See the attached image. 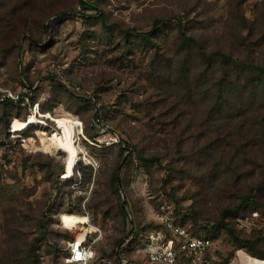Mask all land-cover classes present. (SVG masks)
Returning <instances> with one entry per match:
<instances>
[{
    "label": "rangeland",
    "instance_id": "374dc122",
    "mask_svg": "<svg viewBox=\"0 0 264 264\" xmlns=\"http://www.w3.org/2000/svg\"><path fill=\"white\" fill-rule=\"evenodd\" d=\"M89 1L102 9L104 22L93 17L94 12L81 10L79 0H0V21L3 13L8 15L16 31L31 21L37 25L36 34H41L43 25L50 29L44 49L29 45V32L18 38L13 28L0 30V98L3 91L22 93L37 81L32 103L40 104L36 116L42 120L33 117L23 122L30 116L27 109L0 102V264H35L29 252L35 240L39 242V264H66L67 235L79 236L84 228L94 232L96 253L102 258L98 264L108 260L115 264L107 253L122 246L121 253L135 227L122 244H116L124 225L121 209L149 237L161 225L163 215L171 214L177 224L184 219L214 227L223 210L242 202L235 190L215 193V184L210 185L214 174L210 171L217 159L213 158L217 148L211 135L168 132L170 123L181 120L180 109L188 111L189 96L180 100L178 92L195 58L180 42L177 20H182L185 35H195L208 50L221 47L238 62L262 65L264 0ZM36 8V14L41 10L48 13L47 18H36L31 12ZM162 19L173 21L154 30V22ZM38 41L42 43L43 35ZM52 63L67 65L70 75L89 93L87 100L73 90L52 86L46 70ZM90 97L96 99L95 106ZM238 100L240 139L251 142L258 136L255 131L264 114L250 97L238 95ZM183 101L187 103L182 105ZM207 105L189 110L193 113L187 120L202 121L207 107L211 109ZM169 106L167 113L164 108ZM97 109L102 113L99 125L93 122ZM68 115L84 123L83 135H78V164L89 167L75 169V181L59 188L55 181L61 163L65 162L63 174L68 177L64 179H73L66 162L69 141L64 133L61 136L58 125ZM44 122L50 125L45 129L47 135L39 131L46 126ZM12 124L16 133L33 128L15 137L10 133ZM245 124L253 127L254 135H243ZM114 135L121 143L133 144L132 161H121L118 148L105 149V141ZM228 136L222 138L226 144L232 141ZM22 138H30L35 148L24 150ZM8 144H18L12 157L5 154ZM119 162L122 170L116 187L112 177ZM79 208L87 216L69 213ZM244 213L241 210V216ZM257 232L261 233L236 234L253 240L264 251V231ZM214 240L223 261L241 249L224 231ZM133 254L140 264H148L140 251Z\"/></svg>",
    "mask_w": 264,
    "mask_h": 264
},
{
    "label": "trees",
    "instance_id": "16d2710c",
    "mask_svg": "<svg viewBox=\"0 0 264 264\" xmlns=\"http://www.w3.org/2000/svg\"><path fill=\"white\" fill-rule=\"evenodd\" d=\"M79 7L81 10L87 12H94L96 18H99L100 21H105V16L103 14L102 9H100L97 5L91 3L89 0H79ZM38 8L32 10L31 12L35 14L36 18L45 17L47 18L48 13H42L40 10L37 14L35 13ZM65 15V12L63 13ZM82 17V16H81ZM92 17V18H93ZM83 18L85 17L83 15ZM175 19V18H174ZM5 20V22L3 21ZM172 19H162L157 20L154 22V30L159 28V26L164 22H171ZM178 27H179V39L182 45L192 54L195 56L192 59L193 70L189 72L187 71V76L185 81H181L182 87L179 89L178 98L180 100H185V96L188 95L189 105H187V112L184 111L182 113L181 120L175 121L176 124L170 123L168 127V132L170 135H183L185 132L189 131L191 135H211L213 139V145L216 146L217 151L214 152L213 158H217L214 166H212V171L214 174L210 178H212V184L214 185L215 193L221 190L224 192H231L235 190L236 194H241L240 197H243L242 202L236 206L235 208H229L222 211L220 220L216 221L214 227H205L200 226L197 224L196 221L192 220L189 222H184V219L178 223L179 226L188 229L193 233L194 236L200 237H207L210 239H218L221 235L222 231L227 233L228 236L234 239V241L240 246L241 249H244L249 254L254 257L264 259V251L256 247V243L250 239H240L237 237V231L251 234V233H258L261 232L257 231H264V226H257L246 232L244 228H242L238 223V217H242L241 219H246L251 217L252 212H261L264 215V115L259 120V130L255 131V135H258L254 138L253 141L243 142L240 137L242 136L241 133V126L239 122L240 114L237 113L238 105L240 104L238 100V95H242L243 97H250V99L256 104H260V110L264 114V64H253V63H241L235 60L230 54L224 51L221 47L215 48L214 50H208L202 41L197 38L195 35L188 34L185 35L184 25L181 19L177 20ZM36 26L35 23L31 21V24L21 25L19 30H15V25L11 23L10 19H8V15L2 14V18L0 21V30L3 32L7 28H13L15 31V37L20 36L22 33L29 32L31 34L30 39L28 38L27 41L29 42L30 46H37L48 48V26L40 27L42 29L41 34H36ZM4 33L3 35H6ZM43 35V41L39 44V39ZM150 36V35H149ZM242 38V37H241ZM40 45V46H38ZM195 62V66H194ZM50 68L47 66V69ZM30 69V67H28ZM32 69V68H31ZM27 70V69H26ZM197 70H200L199 74ZM32 72V71H30ZM234 72H237L235 74ZM234 75V76H233ZM233 76V77H232ZM66 80L69 83L71 91L75 92V89H80L81 99L87 100V94L84 87L70 75L69 69L66 74ZM186 84L189 86L184 87ZM38 82H31L29 85L31 88H34ZM52 86L55 88H61L68 91V88L63 86L62 84L58 83L55 80H52ZM190 85L192 87H190ZM38 88V86H37ZM36 88V90H37ZM23 87H21V90ZM35 90V91H36ZM21 92V91H20ZM232 94V95H231ZM75 95V94H74ZM77 96V95H76ZM83 96V97H82ZM40 100V99H39ZM90 100L96 105L95 98H91ZM43 103L47 101V99L42 100ZM81 101V100H80ZM230 102L231 105L228 107L226 106L227 103ZM182 105L186 104L187 101L181 102ZM206 103V104H205ZM210 104V110H205L206 117L203 118L202 121H188V116H191L193 112L189 110H197L201 105ZM225 104V105H224ZM15 106L22 111H27L18 105H14L12 103L7 104ZM234 105V106H232ZM208 106V105H207ZM170 108H164V111H168ZM180 108V105H179ZM229 111V114H226V111ZM98 112L95 114L96 119L102 121V113L101 109H97ZM27 115V114H26ZM28 116H25L24 120H26ZM103 122V121H102ZM83 123V122H82ZM84 126V123H83ZM244 134L243 135H254L253 127L245 124ZM31 129V128H30ZM85 129V128H84ZM26 130V132H28ZM85 133V130H84ZM228 136L227 140H232L230 143L226 144V141L222 140ZM206 137V136H204ZM207 138V137H206ZM243 138V136H242ZM223 141V142H222ZM100 142V141H99ZM102 142V141H101ZM135 143V142H134ZM136 144V143H135ZM18 144H8L4 145L6 155L12 157L13 154L16 152V147ZM20 145V144H19ZM133 144L131 143H120L115 144L105 149L111 148H118L119 149V159L121 161L124 159L125 164L132 161L133 159ZM21 148V147H20ZM134 148V147H133ZM102 149V150H105ZM22 153H25L24 150L21 148ZM126 153H128L127 156ZM226 156H229V160L225 159ZM211 158V157H210ZM207 162H210V159ZM228 160V163H226ZM152 161L158 162L155 158ZM208 164V163H207ZM121 162L117 164L115 167V172L112 177L113 184L118 185V173L121 172ZM88 168V165H84V163H79L76 166V169L80 168ZM209 168V167H208ZM250 168V169H248ZM208 171V169H207ZM65 173V162L61 163V170L56 177V186L60 188L62 185L70 184L75 181L76 176L73 179L65 180L62 179V175ZM206 177L208 173H205ZM87 183V182H85ZM221 184L218 185L217 184ZM71 191V190H70ZM72 193V191H71ZM243 193V194H242ZM83 200V199H82ZM241 210L246 211L247 213L245 216H241ZM121 220L123 221V227L121 229V236L117 239V245L122 244L123 239H125L131 228L134 227V232L132 235L129 236L130 242L125 245L122 249V252L118 254V251L112 249L107 253L108 257H113L115 260V264H121L122 255H124L128 260L134 261L136 264H140L137 259L132 258L131 255L136 252L140 251L145 242L147 241V235L142 233L141 229L139 230L138 227L131 222L123 209H121ZM175 212V211H174ZM71 214H77L82 216H87L86 213L79 208L78 211H70ZM61 216V215H60ZM60 216L57 220L60 223ZM162 214L159 215L161 217ZM174 216V215H173ZM175 219V218H174ZM177 223V221H175ZM61 224V223H60ZM159 225L157 228L162 227ZM69 242L73 239L67 235ZM93 237L89 240V243L92 242ZM93 250L95 251L94 259L89 262V264H98V259H102L101 257L98 258L95 249V243L92 245ZM31 257L34 260L35 264H39L40 257L38 255L39 252V242L35 240L30 248ZM68 258L71 253L67 254ZM134 255V254H133ZM65 258V259H66ZM106 260V259H104ZM107 261V260H106ZM146 260H143V262ZM229 260H224L223 262L226 263ZM147 262V261H146ZM66 264H68L65 261ZM111 263L110 260L106 262V264ZM114 264V263H113Z\"/></svg>",
    "mask_w": 264,
    "mask_h": 264
},
{
    "label": "built area",
    "instance_id": "2783aa9c",
    "mask_svg": "<svg viewBox=\"0 0 264 264\" xmlns=\"http://www.w3.org/2000/svg\"><path fill=\"white\" fill-rule=\"evenodd\" d=\"M66 72V64L58 65L57 63H52L49 68V77L70 90L72 88L66 80ZM37 86L38 85H36L35 88H31L27 85L22 93L3 91L0 102L7 104L12 103L25 108L30 112L31 116L37 111H40V104L32 103ZM75 92L80 94V89H75ZM51 121L52 119H50V122ZM93 122L95 125L101 123L96 117H94ZM49 126L50 125L44 126L42 129L49 128ZM80 127L82 129V122ZM25 132L26 130L19 134ZM11 134L12 136H15V134ZM19 134H16V136ZM30 140V138H22L21 140V147L26 151H28V148L32 149L31 146L33 144ZM120 143L121 140L118 135L111 136L105 141L106 147ZM88 162L89 165L93 166L91 161ZM64 178L65 175L62 176V179ZM161 219L163 226L154 229L151 232L143 248L140 250L143 260H146L148 264H264V259L254 257L244 249L237 250L233 257L229 259L228 262L224 263L221 255L218 253V243H216L214 239L203 236H194L191 231L179 226L171 217V214L163 215ZM238 223L242 228L250 231L255 228L257 224L264 226V218L261 217L259 212H253L251 217L245 220H238ZM88 225L89 223L82 226L86 227ZM84 231L86 232H82L79 236L73 237L68 243L69 251L71 253V255L65 259L68 264H89V262L94 259L95 251L93 250L92 245L96 242V238L92 239L91 243L85 241V236L91 235V232L87 228H84ZM128 242H130V240L127 241V243ZM118 254H120V252H118ZM121 264L136 263L128 260L122 255Z\"/></svg>",
    "mask_w": 264,
    "mask_h": 264
},
{
    "label": "bare ground",
    "instance_id": "6f19581e",
    "mask_svg": "<svg viewBox=\"0 0 264 264\" xmlns=\"http://www.w3.org/2000/svg\"><path fill=\"white\" fill-rule=\"evenodd\" d=\"M33 117L40 120L39 117H37L36 113H35V114L31 115L30 117H28L26 120H23V122L27 121V123H28L29 120L32 119ZM40 121H42V120H40ZM45 125L48 126L47 123H45ZM58 125H59L60 129L62 130L61 136L64 133L66 135V139L69 141V143H68L69 152H68L67 157H66V162L68 163V165L70 167L69 172L70 173L73 172V174H72V177H73L75 174L76 166L80 160V150H79V146H78V135L83 133V127L81 129L80 120H78L77 118L71 117L70 115H68L65 118H62ZM29 128H31V127H27L23 131L28 130ZM11 129H12L11 133H13L15 135L23 132V131L18 132V133L14 132L13 124L11 126ZM41 129H42V127H41ZM39 131H43L47 135V133L45 132V129L39 130ZM39 131L37 133H39ZM31 143L33 144L34 142H31ZM31 148L34 149L35 148L34 145H32ZM67 171L68 170L66 169V173H67ZM65 177H67V176H65ZM83 232H86V231H83ZM93 234H94V232H92L91 235H89V236L86 235L85 241H89V239H91Z\"/></svg>",
    "mask_w": 264,
    "mask_h": 264
},
{
    "label": "water",
    "instance_id": "95a60500",
    "mask_svg": "<svg viewBox=\"0 0 264 264\" xmlns=\"http://www.w3.org/2000/svg\"><path fill=\"white\" fill-rule=\"evenodd\" d=\"M133 230V229H132ZM121 248H122V246L120 247V249L118 250V252H120L121 251Z\"/></svg>",
    "mask_w": 264,
    "mask_h": 264
}]
</instances>
